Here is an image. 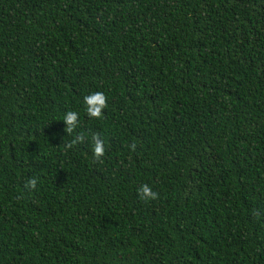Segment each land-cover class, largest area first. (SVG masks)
<instances>
[{
	"label": "trees",
	"instance_id": "16d2710c",
	"mask_svg": "<svg viewBox=\"0 0 264 264\" xmlns=\"http://www.w3.org/2000/svg\"><path fill=\"white\" fill-rule=\"evenodd\" d=\"M0 264H264V0H0Z\"/></svg>",
	"mask_w": 264,
	"mask_h": 264
},
{
	"label": "clouds",
	"instance_id": "9594fccd",
	"mask_svg": "<svg viewBox=\"0 0 264 264\" xmlns=\"http://www.w3.org/2000/svg\"><path fill=\"white\" fill-rule=\"evenodd\" d=\"M84 111L90 119H99L102 115V111L106 106V97L103 92L96 91L84 95L82 98ZM64 124L63 132L72 133V131L78 126L79 113L73 110H67L63 113V117L60 120ZM93 143L91 145V152L94 156L100 157L104 154L103 141L93 136ZM35 185V181L30 179L27 182L28 187ZM137 195L141 199H155L157 193L148 184H141L137 189Z\"/></svg>",
	"mask_w": 264,
	"mask_h": 264
}]
</instances>
